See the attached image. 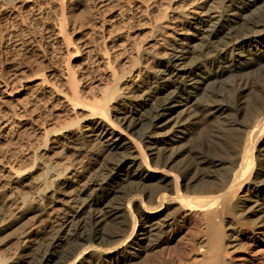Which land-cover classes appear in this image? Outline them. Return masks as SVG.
Masks as SVG:
<instances>
[{
    "label": "bare ground",
    "instance_id": "6f19581e",
    "mask_svg": "<svg viewBox=\"0 0 264 264\" xmlns=\"http://www.w3.org/2000/svg\"><path fill=\"white\" fill-rule=\"evenodd\" d=\"M76 5L34 74L0 78L8 96L26 82L0 114V264H237L243 231L264 239V81L241 97L264 68V0H153L144 41L97 9L74 47ZM212 119L223 136L188 148Z\"/></svg>",
    "mask_w": 264,
    "mask_h": 264
},
{
    "label": "rangeland",
    "instance_id": "374dc122",
    "mask_svg": "<svg viewBox=\"0 0 264 264\" xmlns=\"http://www.w3.org/2000/svg\"><path fill=\"white\" fill-rule=\"evenodd\" d=\"M13 1V0H12ZM70 0H26L24 4L20 1H14L15 5H9L0 13V78H6L14 72L19 71L18 78L30 76L34 74L37 67L35 61L40 46L47 38V31L59 24L63 17L62 11L67 7ZM153 0H76L74 12L76 19L70 20L67 24V31L73 41L74 47L79 43L81 35L87 31H91L96 24L100 25L99 20L102 17L95 15L97 9L103 10V16H115L113 25L122 27L118 35L130 37L133 40H146L151 36L150 27L151 20L150 11L144 7ZM108 3L106 8L100 7L102 4ZM29 5L35 6V12L28 8ZM123 6V8H121ZM141 6V7H140ZM154 9V8H153ZM140 11H144L140 15ZM121 12V13H120ZM133 17V18H132ZM132 18V19H131ZM129 19H131L129 21ZM7 36H11L12 40L2 43ZM26 69V72H22ZM22 80H14L13 88L16 89L13 96L9 93H0V114L7 113L10 109L19 107L16 98L22 99L23 90L21 84L26 83ZM264 81V68L256 69L251 73V81L249 87L242 89V101H250L257 90L258 84ZM204 102L205 99L200 100ZM227 114L218 115L225 119ZM212 119L205 124L204 131L196 133L192 136L188 143V148L200 150L206 147V140L212 135H221L217 132L215 123ZM227 127V126H226ZM229 138L231 136H228ZM194 223L193 218L183 217L180 221V227L176 232L171 234L173 240L172 246L177 245L180 241L188 242L189 238H184L189 227ZM243 231L242 241L247 242L250 238V247L247 249L231 250L230 253L237 264H264V239L261 235V228H256L255 232ZM248 235V236H247ZM247 245H249L247 243ZM178 264H204L207 262L202 255L194 256L191 261L188 255L184 259L181 256L175 257Z\"/></svg>",
    "mask_w": 264,
    "mask_h": 264
}]
</instances>
